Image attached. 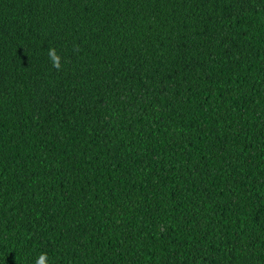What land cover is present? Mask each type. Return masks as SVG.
I'll return each instance as SVG.
<instances>
[{"label": "trees", "instance_id": "16d2710c", "mask_svg": "<svg viewBox=\"0 0 264 264\" xmlns=\"http://www.w3.org/2000/svg\"><path fill=\"white\" fill-rule=\"evenodd\" d=\"M42 252L264 264V0H0V264Z\"/></svg>", "mask_w": 264, "mask_h": 264}, {"label": "clouds", "instance_id": "9594fccd", "mask_svg": "<svg viewBox=\"0 0 264 264\" xmlns=\"http://www.w3.org/2000/svg\"><path fill=\"white\" fill-rule=\"evenodd\" d=\"M48 54L53 66L59 69L61 67V56L57 53L56 49L51 48ZM35 264H50L48 254L46 252L40 253L35 260Z\"/></svg>", "mask_w": 264, "mask_h": 264}]
</instances>
